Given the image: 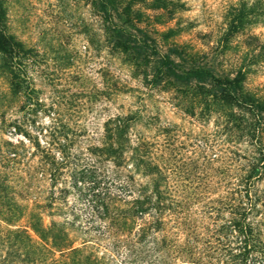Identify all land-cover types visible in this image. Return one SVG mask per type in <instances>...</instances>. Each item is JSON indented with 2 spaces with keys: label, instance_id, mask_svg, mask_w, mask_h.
<instances>
[{
  "label": "rangeland",
  "instance_id": "obj_1",
  "mask_svg": "<svg viewBox=\"0 0 264 264\" xmlns=\"http://www.w3.org/2000/svg\"><path fill=\"white\" fill-rule=\"evenodd\" d=\"M1 1L24 52L15 88L0 53V264H232L221 232L232 215L208 209L235 188L251 151L231 111L211 110L195 81L150 83L155 58L136 44L122 53L111 32L120 21L95 0ZM174 1L171 13L139 6L125 37L145 32L184 68L183 55L215 75L243 65L246 88L264 99V0ZM147 164L173 200L155 214L159 226L129 220L155 178ZM255 191L264 235V177Z\"/></svg>",
  "mask_w": 264,
  "mask_h": 264
},
{
  "label": "trees",
  "instance_id": "obj_2",
  "mask_svg": "<svg viewBox=\"0 0 264 264\" xmlns=\"http://www.w3.org/2000/svg\"><path fill=\"white\" fill-rule=\"evenodd\" d=\"M95 2L101 13L111 19L116 18L120 21L121 25L116 26L113 24L111 32L115 33L116 47L122 53L128 51L130 48L128 44H136L139 49L144 50L145 58H155L157 65L150 83L157 85L162 79L167 82H170L171 79L184 83L195 81L197 82L195 87L200 92L203 102L207 103V106H211V110L216 112L217 110L228 109L231 111L228 115L229 119L233 120V117H236L235 121L240 128L241 136L249 141L250 155L241 169L242 173L235 184V188L232 189L233 193L231 191L229 195L221 197L219 200H213L210 202L211 205L208 209L217 212L225 210L232 215L231 221L227 225L221 226L222 236L225 240L224 248L227 256L231 258L230 262L232 264H264V235L262 229L258 228V221H255L256 205L259 201L255 191V182L264 177V99L246 88L247 71L243 70L244 66L241 64L243 67L235 68L233 72L230 71L226 75H215L210 68L195 64L190 55H183L184 59L189 62L187 67L184 68L183 65L175 62L170 57L168 53L170 50L161 52L158 42L145 32H142L141 39L138 40L131 36L133 40L129 41L125 37H129L131 34L123 26L132 28L141 20L142 12L139 6H143L145 10H167L171 13L176 6L174 0H95ZM4 14L2 1L0 0L1 67L8 70L13 78V88H15L19 84L17 80H14L18 77L14 72L16 60L24 50L19 41L6 33ZM160 35L162 41H167L174 37V31L168 29L161 32ZM173 54L180 58V55L175 51H173ZM253 56L258 57V55ZM231 109L237 110V114L234 115ZM114 134L115 141L118 142L123 137V128L115 126ZM115 144L121 145L122 143ZM145 170L149 175L153 174L155 178L150 180L151 190L148 194L143 193L144 191L139 192L130 201L129 220L132 222L137 220L141 222V226L143 224L147 226L157 224L159 226L162 221L155 214L166 208L165 202H168V206H170L173 200L172 197L160 190V177H158L157 168L147 164ZM146 215L149 221L145 220ZM32 229L41 238L38 229L35 227ZM138 231L142 233L143 229L139 227ZM58 232L63 236V240H66V234L61 226L58 228ZM218 234L219 229L214 228L212 236L209 237L218 236ZM55 236H51V239L57 240L58 236ZM232 238H234V241ZM232 243L233 247L231 246ZM209 244L211 243L209 242ZM66 249H69L70 253L78 251L72 246H68Z\"/></svg>",
  "mask_w": 264,
  "mask_h": 264
}]
</instances>
